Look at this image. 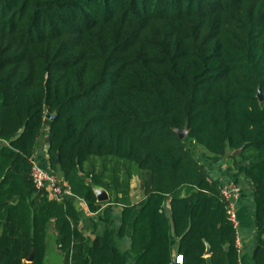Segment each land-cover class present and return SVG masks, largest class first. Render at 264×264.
I'll return each mask as SVG.
<instances>
[{
    "label": "trees",
    "instance_id": "1",
    "mask_svg": "<svg viewBox=\"0 0 264 264\" xmlns=\"http://www.w3.org/2000/svg\"><path fill=\"white\" fill-rule=\"evenodd\" d=\"M259 92L264 0H0V264H50L52 222L63 264H127L99 236L87 246L72 197L91 213L121 207L118 237L131 226L134 264H240L220 185L190 144L241 150L231 158L253 185L252 259L264 264ZM47 128L50 171L72 193L61 202L31 177Z\"/></svg>",
    "mask_w": 264,
    "mask_h": 264
},
{
    "label": "crops",
    "instance_id": "2",
    "mask_svg": "<svg viewBox=\"0 0 264 264\" xmlns=\"http://www.w3.org/2000/svg\"><path fill=\"white\" fill-rule=\"evenodd\" d=\"M48 138L49 129H45L43 135L38 140L36 152L33 156V161L41 167L51 170L48 156ZM5 144L0 141V146ZM211 155V154H209ZM207 155L206 167L209 170V175L212 180H215L219 185L236 184L241 189V197L235 203V212L237 216V247L239 249L240 264H254L253 250L256 247L260 237L256 227L255 206L253 198L252 182L245 176L244 161H236L231 158L235 155L226 154L223 157ZM238 155V154H237ZM54 173V172H53ZM59 181H63L61 170L55 173ZM95 189H101L96 187ZM134 189H139L141 197L137 200L134 194ZM68 197H72L68 196ZM144 192L141 189V182L138 176H134L131 182V201L132 204L138 205L144 199ZM74 205L80 211L79 228L86 237L87 246H91L96 237H101L102 244L106 248H119L126 256H128L127 264H134L135 258L131 255V226L125 237H118V226L120 224L121 207L113 206L111 203L104 204L102 209L97 213H91L88 210L86 203L78 198L72 197ZM108 212L109 214H107ZM106 213V214H105ZM110 215V221L106 222L105 218ZM56 230L52 222L48 227V255L47 260L50 264H63V255L56 244Z\"/></svg>",
    "mask_w": 264,
    "mask_h": 264
},
{
    "label": "built area",
    "instance_id": "3",
    "mask_svg": "<svg viewBox=\"0 0 264 264\" xmlns=\"http://www.w3.org/2000/svg\"><path fill=\"white\" fill-rule=\"evenodd\" d=\"M31 177L35 187L38 190L48 191L49 198L61 202L65 197L71 196L72 193L68 187H64L56 175L38 163L32 161ZM223 199L227 202L229 218L237 226V216L235 212V203L241 197V189L236 184L220 185ZM183 263V257L177 256V264Z\"/></svg>",
    "mask_w": 264,
    "mask_h": 264
},
{
    "label": "water",
    "instance_id": "4",
    "mask_svg": "<svg viewBox=\"0 0 264 264\" xmlns=\"http://www.w3.org/2000/svg\"><path fill=\"white\" fill-rule=\"evenodd\" d=\"M258 98H259V100L261 102L264 100L263 94L261 92L258 93ZM47 117L50 120H52L55 117V115L54 114L52 115L49 112H47L46 118ZM177 133H178L179 137L183 139L186 136V134H187V130L186 129L177 130ZM240 152H241V150H237V151H234L233 153L235 155H237ZM56 161H57V163L59 162V154H57ZM95 193H96V196H97V199H98L99 202L104 203V202H107L109 200V194H108V192L105 189H103V188L95 189ZM210 254H211V249H210V246L207 245L206 255L210 256ZM29 260H31V259H29ZM173 264H177V256L176 255L173 258Z\"/></svg>",
    "mask_w": 264,
    "mask_h": 264
},
{
    "label": "rangeland",
    "instance_id": "5",
    "mask_svg": "<svg viewBox=\"0 0 264 264\" xmlns=\"http://www.w3.org/2000/svg\"><path fill=\"white\" fill-rule=\"evenodd\" d=\"M48 118V117H47ZM49 119V118H48ZM189 149L191 150V152L193 153V155L195 156V158L200 162L206 165V160H204V157L206 158L207 155H209V153L201 146L195 145V144H190L189 145ZM211 156V155H209ZM209 171V170H208ZM139 189H134V194L136 192H138ZM135 197L138 199H140L141 194L136 193Z\"/></svg>",
    "mask_w": 264,
    "mask_h": 264
}]
</instances>
